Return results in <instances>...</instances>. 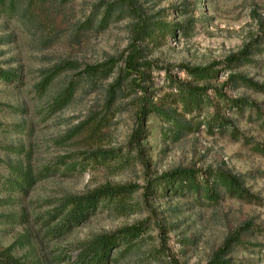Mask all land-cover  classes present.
Returning <instances> with one entry per match:
<instances>
[{
	"label": "rangeland",
	"instance_id": "rangeland-1",
	"mask_svg": "<svg viewBox=\"0 0 264 264\" xmlns=\"http://www.w3.org/2000/svg\"><path fill=\"white\" fill-rule=\"evenodd\" d=\"M100 1L33 0L30 8L23 3L16 16L0 11V68L20 76L12 82L0 78V248H11L26 264H60L56 256L75 258L78 246L96 235L145 221L148 229L137 245L128 251L114 249L112 254L119 259L111 264H206L227 235L249 222L251 231L228 258L232 264H264V118L254 109L221 110L236 130H210L202 124L177 141L163 135L166 123L151 113L141 137L133 141L135 145L139 90L128 89L130 95L117 102L110 124L96 133L90 128V115L102 116L106 88L115 74L93 87L82 83L61 110L53 111L47 105L85 65L126 54L133 40L131 18L112 20L101 30L79 28ZM138 3L147 15L169 23L194 22L189 32L183 33L184 27L175 37L139 45L158 68L147 83L153 101L168 96V75L190 80L179 65L224 61L258 41L253 46L260 49L250 55L252 62L233 69L221 67L211 84L219 88L224 83L222 92L228 98L254 101L264 113V90L228 82L231 73H240L264 83V0ZM64 60L80 67L63 72L45 93H38L35 85L45 70ZM212 111L213 107L205 112ZM98 149L126 151L131 159L121 164L84 159L85 152ZM65 159L82 167L63 173L62 165H56ZM14 166L32 170L33 183L27 192L15 191L8 183ZM178 167L203 172L230 170L242 176L246 188L258 199L223 195L219 201H211L194 194L147 192L150 179ZM105 184L137 186L132 197L134 211L123 213L101 206L64 235L45 233L59 221L60 217H54L44 225L64 198Z\"/></svg>",
	"mask_w": 264,
	"mask_h": 264
},
{
	"label": "trees",
	"instance_id": "trees-1",
	"mask_svg": "<svg viewBox=\"0 0 264 264\" xmlns=\"http://www.w3.org/2000/svg\"><path fill=\"white\" fill-rule=\"evenodd\" d=\"M33 0H0V11L10 16L19 14L20 6L26 2L30 8ZM49 1V0H40ZM59 3H67L71 0H55ZM161 16V15H160ZM126 17L133 20V40L125 50L126 54L119 58L110 57L105 61L96 64H87L80 73L70 79L67 85L47 102L49 108L58 111L66 107L74 98L77 88L84 82L92 87L97 83L108 80L115 74L113 80L108 84L105 94L102 116L96 113L90 115L89 123L92 133L98 132L101 128L110 124V118L119 100L130 95L128 89L141 91L137 97V123L139 125L134 133L133 141L140 138L143 127L149 114L154 113L166 123L163 135L177 141L187 132L194 131L197 127L205 124L211 129H233L236 130L232 121L222 114L221 110H242L244 107H251L259 117L264 118V113L256 107L254 101L245 98H228L222 92L223 84L217 88L211 84L220 74L221 67L233 69L252 62L250 55L260 48L253 46L259 44L254 41L246 44L239 52L230 54L224 61L213 62L208 65H179V70L184 71L189 81H183L168 75L170 92L166 99L153 101L148 93V82L151 80V72L158 69L148 60L144 49L139 45H151L164 41L167 36L175 37L182 28L189 32L194 26L191 20L189 24H175L162 20L155 15H147L138 3V0H101L94 5L92 13L80 24V29H104L112 20H121ZM162 17H164L162 15ZM191 25V26H190ZM264 38V33L261 35ZM80 64L70 60H64L48 68L42 75L41 80L35 85L38 93H45L53 80L63 72L71 69H78ZM0 78L4 81H18V76L12 70L0 68ZM229 83L236 85L238 82L247 88L256 91L264 90V83H258L254 79L240 73H231ZM213 92L214 96H211ZM129 93V94H128ZM213 107V111H205ZM111 113V114H110ZM80 126V125H79ZM78 126V127H79ZM137 145V144H135ZM137 147V146H136ZM84 159L100 162L102 164H121L130 161L128 152H121L119 149L92 150L85 152ZM65 160L62 164L63 173H70L80 169V163L69 164ZM61 167V166H60ZM43 172H41L42 174ZM40 174V173H39ZM10 186L18 192H27L32 181V170L28 167L14 166L12 177L8 179ZM138 187L131 184H105L84 194H74L64 198L59 206L52 210V215L46 220L47 225L54 217H60L57 224H54L45 233L58 237L66 234L71 228L85 222L88 217L99 207L105 206L123 213L133 212L135 206L132 197ZM147 192L160 195H196L211 201H219L223 195H230L241 199H254L258 197L251 193L244 185L241 175L230 170L215 169L201 171L193 167L175 168L163 173L159 177L149 180ZM1 218V215H0ZM253 224L245 222L225 237L220 246L214 251L212 258L206 264H232L228 255L233 248L244 242L245 235ZM146 222L124 226L106 234L96 235L91 240L80 244L79 253L75 258L56 256L60 264H111L117 262L118 256H113V250L123 247L124 250L133 249L148 229ZM0 264H26L16 257L11 248H0Z\"/></svg>",
	"mask_w": 264,
	"mask_h": 264
}]
</instances>
